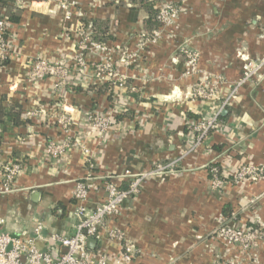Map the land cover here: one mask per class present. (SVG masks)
Segmentation results:
<instances>
[{
	"label": "crops",
	"instance_id": "0c3cea01",
	"mask_svg": "<svg viewBox=\"0 0 264 264\" xmlns=\"http://www.w3.org/2000/svg\"><path fill=\"white\" fill-rule=\"evenodd\" d=\"M64 1L73 9L69 16L56 0L10 1L20 10L17 21L7 22L10 55L0 63V155L22 161L25 169L11 192L0 193V231L19 236L39 222L37 246L56 253L51 235L75 230L72 190L88 173L83 146L97 184L113 179L124 187L125 171L130 177L146 173L137 194L107 221L137 249L133 264H264V238L249 249L227 245L217 234L223 221L243 228L257 222L264 230V174L216 191L208 173L211 164L228 174L246 164L264 168V67L240 83L246 62L264 53V0ZM161 1L175 5L178 15L153 41L148 9ZM86 22L103 30L104 49L85 51L88 67L70 72L62 97L53 77L28 82L36 57L71 56L79 27L92 34ZM183 49L197 54L193 70ZM100 60L123 76L122 88L93 78L90 67ZM216 77L215 96L192 95ZM234 86L237 95L216 128L192 145L186 123L211 117ZM28 110L34 115L26 116ZM88 112L111 115L113 124L100 136ZM60 115L70 117L73 147L53 159L44 148L66 138ZM102 199L101 189L92 191L85 204ZM100 235L92 250L120 251L107 229Z\"/></svg>",
	"mask_w": 264,
	"mask_h": 264
},
{
	"label": "built area",
	"instance_id": "2783aa9c",
	"mask_svg": "<svg viewBox=\"0 0 264 264\" xmlns=\"http://www.w3.org/2000/svg\"><path fill=\"white\" fill-rule=\"evenodd\" d=\"M60 2V7L65 11L66 16L73 13L71 5H67L64 0ZM178 15V8L171 4L162 2L157 8L156 19L160 26L151 33V40L155 41L159 37L162 28L169 25ZM7 18L0 12V63L9 57V45L7 42ZM76 50L69 58L59 57L48 59L46 57H36L29 64L27 81L33 82L38 79L50 76L53 77L55 87L59 97H62L61 88L70 76L71 71L83 72L88 63L85 60V51L92 49H104V44L93 41L87 33L83 24L79 27V35L76 41ZM191 67L195 68L197 54L193 51L183 49ZM264 67V53L256 60H248L242 72L241 82L252 79ZM91 75L94 79L107 80L119 87L124 86V78L119 75L108 60H100L92 63L90 67ZM221 83L220 77H216L211 83L198 85L193 88L192 95L200 98L210 99L214 95V88ZM237 86H234L228 94L219 102L211 117H198L186 123L188 133L193 137L192 145H199L204 142L211 130L216 128L218 117L223 109L230 104L237 95ZM33 110H28L26 116H33ZM86 120L98 131L101 136L113 124L111 115L88 112ZM57 123L63 128L66 138L55 142L48 141L44 151L53 159H59L68 150L72 149L68 129L71 124L70 117L60 115ZM77 142L75 143V145ZM84 162L87 164V175L76 180L72 190V198L75 202L73 215L76 218L74 233L71 235H61L54 233L51 240L56 244V253L49 250L40 249L36 242L42 239V225L38 222L31 232H24L19 236H11L0 231V264H133L137 256L135 246L127 241L123 232L116 228H108L107 221L120 213V206L125 200L135 196L138 192L143 177L146 173L130 177L129 172H124L126 186L113 179L106 180L102 185L97 184L91 172L94 164L91 161V154L86 147H81ZM25 165L22 161L3 159L0 155V193L6 194L14 189V184L18 176L24 171ZM210 176L209 187L213 190H221L225 184H238L245 180H256L264 174L263 166L246 164L240 166L233 174L224 173L216 165L208 166ZM126 176V177H125ZM101 189L103 199L93 207H88L85 203L90 192ZM3 219L0 217V226ZM107 229L108 237L119 244L120 251L110 256L103 250H92L87 245L89 238L98 241L101 237L100 230ZM217 234L222 237L227 245H238L249 248L258 239L264 238V230L257 222H253L246 227L231 225L225 221L219 225Z\"/></svg>",
	"mask_w": 264,
	"mask_h": 264
},
{
	"label": "trees",
	"instance_id": "16d2710c",
	"mask_svg": "<svg viewBox=\"0 0 264 264\" xmlns=\"http://www.w3.org/2000/svg\"><path fill=\"white\" fill-rule=\"evenodd\" d=\"M10 1L11 0H0V7H4V9H5L4 15L6 16L8 21H17L18 13H19L20 9L12 8V6L10 5L11 4ZM150 8L148 9V11L150 13V17H151L150 19H151L153 25H152V28L150 29L149 34H151L153 30L157 29L160 26L159 22L156 19L157 9H150ZM84 24L85 25L89 24V27L92 28V34L90 35L91 39L97 43L104 44V38L101 36L103 30L98 31L96 28V25L94 23H87L86 22ZM4 62H6V61H4ZM5 116H7L10 120H13V121H15L17 118L16 116L12 115L11 112H9V111L5 113ZM219 117H221V115H219ZM0 122H2L1 121V113H0Z\"/></svg>",
	"mask_w": 264,
	"mask_h": 264
},
{
	"label": "water",
	"instance_id": "95a60500",
	"mask_svg": "<svg viewBox=\"0 0 264 264\" xmlns=\"http://www.w3.org/2000/svg\"><path fill=\"white\" fill-rule=\"evenodd\" d=\"M225 113H226V109H223L222 112H221V114H225ZM95 242H96L95 239L89 238L88 241H87L88 247H91V248L94 247Z\"/></svg>",
	"mask_w": 264,
	"mask_h": 264
},
{
	"label": "rangeland",
	"instance_id": "374dc122",
	"mask_svg": "<svg viewBox=\"0 0 264 264\" xmlns=\"http://www.w3.org/2000/svg\"><path fill=\"white\" fill-rule=\"evenodd\" d=\"M251 247L250 248H252L253 246H254V244H252V245H250Z\"/></svg>",
	"mask_w": 264,
	"mask_h": 264
}]
</instances>
